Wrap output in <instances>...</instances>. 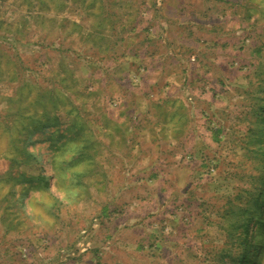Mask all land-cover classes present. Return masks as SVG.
Instances as JSON below:
<instances>
[{
  "label": "rangeland",
  "instance_id": "rangeland-1",
  "mask_svg": "<svg viewBox=\"0 0 264 264\" xmlns=\"http://www.w3.org/2000/svg\"><path fill=\"white\" fill-rule=\"evenodd\" d=\"M0 264H264V0H0Z\"/></svg>",
  "mask_w": 264,
  "mask_h": 264
},
{
  "label": "trees",
  "instance_id": "trees-1",
  "mask_svg": "<svg viewBox=\"0 0 264 264\" xmlns=\"http://www.w3.org/2000/svg\"><path fill=\"white\" fill-rule=\"evenodd\" d=\"M31 180H34V178H32ZM31 180H30V181H31ZM250 261H251V262H253V261H254V259H251ZM250 261H249V262H250Z\"/></svg>",
  "mask_w": 264,
  "mask_h": 264
}]
</instances>
